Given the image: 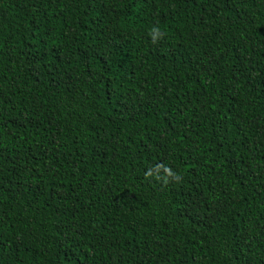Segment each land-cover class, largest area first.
<instances>
[{"label": "trees", "instance_id": "trees-1", "mask_svg": "<svg viewBox=\"0 0 264 264\" xmlns=\"http://www.w3.org/2000/svg\"><path fill=\"white\" fill-rule=\"evenodd\" d=\"M0 264H264V0H0Z\"/></svg>", "mask_w": 264, "mask_h": 264}]
</instances>
